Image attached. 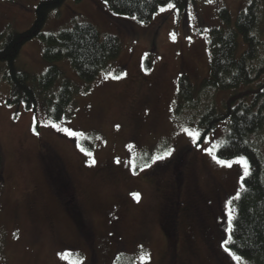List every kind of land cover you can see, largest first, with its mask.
Wrapping results in <instances>:
<instances>
[{
  "label": "rangeland",
  "instance_id": "rangeland-1",
  "mask_svg": "<svg viewBox=\"0 0 264 264\" xmlns=\"http://www.w3.org/2000/svg\"><path fill=\"white\" fill-rule=\"evenodd\" d=\"M42 1L0 0V35L30 29ZM251 1L195 0L185 10L166 5L150 23L142 24L134 17L113 13L104 0H66L50 14L44 33L56 34L76 22H88L102 36L118 38L121 52L95 81L85 83L68 59L48 62L43 58L42 41L28 42L14 66L31 76L37 99L32 108L24 102H9L12 86L4 77L8 65L0 62V151L4 162L0 171V264L88 261L90 248L82 246L46 172L50 162L66 174L73 187L71 196L85 224V237L94 241L101 264L168 262L158 217L162 202L158 190L163 188L160 176L165 163L179 159L186 150L191 155L189 188L200 183L201 192L218 212L214 227L203 216L209 231L198 236L189 264H219L210 259V231L222 264H250L243 258L234 260L224 247L225 242L230 243L235 202L249 166L245 172L238 157L225 160L230 167L213 159L228 132V122L219 123L202 142L199 125L204 111L212 106L222 109L223 101L232 94L202 86L210 77L211 32L225 27L220 16L223 9L230 16L229 28L234 29ZM259 2L255 35L264 42V0ZM238 41L240 56L247 47L242 37ZM50 67L62 73L50 91L56 95L54 99L63 80L75 91L60 121L49 118L47 100L53 96L43 95L36 80ZM181 75L188 77L194 89L195 109H176ZM248 89L255 91L256 84L241 91ZM256 138L264 158V128ZM168 150L170 155L153 162V157ZM180 249L178 255L185 258ZM144 251L149 255L145 263Z\"/></svg>",
  "mask_w": 264,
  "mask_h": 264
},
{
  "label": "trees",
  "instance_id": "trees-1",
  "mask_svg": "<svg viewBox=\"0 0 264 264\" xmlns=\"http://www.w3.org/2000/svg\"><path fill=\"white\" fill-rule=\"evenodd\" d=\"M65 1L40 2L36 7L35 20L30 29L0 35V62L7 63L8 71L4 77L12 86L10 103L24 102L27 108L36 105V92L30 85V74L14 66L21 48L33 39H39L44 44V60L57 62L68 59L85 83L95 81L110 62L119 56L121 52L119 39L110 35L102 36L97 28L88 22H76L72 28L56 34L43 32L50 14L61 8ZM104 1L113 13L134 17L138 22L148 24L159 9L168 3L179 10H185L195 0ZM259 5V0H252L239 14L234 29L229 28L228 11L221 10L220 16L225 27L216 28L211 32L210 77L202 83V86L232 94L223 101L222 109L212 106L204 111L200 116L199 125L202 128L199 142H202L219 123L228 122V132L223 143L216 148V157L223 160L244 157L249 166L248 173L242 180V190L235 202L236 214L231 226L230 243L227 246L250 264H264V158L257 150L259 145L256 141V137L264 128V80L260 82L264 78V42L255 35L260 23ZM239 37H242L247 47L240 56L238 55ZM148 66L149 63L146 62V67ZM60 79H62L61 71L56 67H50L36 80L41 93L47 96ZM253 84H256L255 91L251 89L241 91L244 87ZM74 92L72 85L67 80H63L56 99H54L56 95H50L53 98L47 100L50 119L53 121L63 119L73 102ZM177 93L176 109L187 106L196 108L193 102L194 89L186 75L179 77ZM80 147L83 149L85 147L86 150L92 148L91 145H80ZM185 153L189 154V151L186 150ZM3 164L0 151V171ZM46 172L55 194L63 202L74 230L81 238L82 246L88 248L89 242L85 241L87 230L81 219V213L75 205V199L71 196L74 190L69 179L52 162L48 163ZM196 184L200 187V183L196 182ZM181 191L185 192V189ZM163 215L165 228L160 226L161 232L168 240L169 248L177 249L179 221L174 208L165 209Z\"/></svg>",
  "mask_w": 264,
  "mask_h": 264
},
{
  "label": "flooded vegetation",
  "instance_id": "flooded-vegetation-1",
  "mask_svg": "<svg viewBox=\"0 0 264 264\" xmlns=\"http://www.w3.org/2000/svg\"><path fill=\"white\" fill-rule=\"evenodd\" d=\"M190 158L191 155L184 152L179 159H176L175 157L170 161H167L160 176L161 180H163V188L162 190H158L161 194L162 201L158 210L159 226L165 228L163 224L165 217L163 212L165 209L174 208V212L179 221L177 226L179 233L177 249L173 250L172 248H169L168 240L163 232H161L166 244V255L169 257V261L160 264H189V260L194 256V251L196 252L197 250L196 245L198 242L196 243V241L198 240V236L202 237L209 231L207 226H204L203 224V216L208 225L211 223V227L216 226L218 212H215V209H212L210 200H208L204 194L202 195L200 187L196 182H194L191 189L188 186L187 179L190 177L188 171L191 169ZM181 189H185V192H182ZM209 235L210 240L208 241L207 246L210 259H215V261L220 264L221 260L217 253H215V241H212L213 235L211 234V231L209 232ZM85 241L89 242L88 244L90 247V249H88L89 258L86 264H101L95 251L94 241L92 240V243L90 237H85ZM102 241L104 242V239H102ZM179 247L185 258H181L178 255ZM148 259L149 255L144 251L142 257L143 262H147ZM112 262L113 261L110 263Z\"/></svg>",
  "mask_w": 264,
  "mask_h": 264
},
{
  "label": "snow or ice",
  "instance_id": "snow-or-ice-1",
  "mask_svg": "<svg viewBox=\"0 0 264 264\" xmlns=\"http://www.w3.org/2000/svg\"><path fill=\"white\" fill-rule=\"evenodd\" d=\"M167 6H168V8H172V7H173V4L168 3ZM160 10H161V11H164V8H161ZM192 139H193V141H195V140H196V137H192ZM209 152H210V150H209ZM170 153H171V150H168V151H166L165 153H163V156H155V157L152 158V160H153V162H155V160H157V159H162V158L166 157L167 155H170ZM213 159L216 160V162H217L218 164H221V165H225V164H227V166H229V167L231 166L230 163H228L227 161H225V160H223V159L217 158L216 156H213ZM237 162H238V163H242V165H243L244 168H245V172H247V161H246V159H245L244 157H238V158H237ZM143 167H148V165L145 164ZM142 170H143V169H142ZM133 195H134V197H136V198L138 199V194H135V193H134ZM237 198H238V197H237ZM229 203H231V202H229ZM229 222H231V217H230ZM224 247H225V251L228 252L229 255L233 257L234 260L240 261V260L242 259L240 256H238V255H236L235 253H233V252L227 247V242H225Z\"/></svg>",
  "mask_w": 264,
  "mask_h": 264
}]
</instances>
